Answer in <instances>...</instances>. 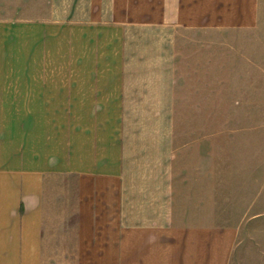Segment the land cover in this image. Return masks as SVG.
I'll list each match as a JSON object with an SVG mask.
<instances>
[{
	"label": "crops",
	"instance_id": "1",
	"mask_svg": "<svg viewBox=\"0 0 264 264\" xmlns=\"http://www.w3.org/2000/svg\"><path fill=\"white\" fill-rule=\"evenodd\" d=\"M175 1L149 65L124 21L0 13V264L230 263L205 119L264 91V0Z\"/></svg>",
	"mask_w": 264,
	"mask_h": 264
},
{
	"label": "rangeland",
	"instance_id": "2",
	"mask_svg": "<svg viewBox=\"0 0 264 264\" xmlns=\"http://www.w3.org/2000/svg\"><path fill=\"white\" fill-rule=\"evenodd\" d=\"M165 1L168 0H12L11 5H0L1 11L4 9L0 13L7 10V14L11 13L19 19L38 15L47 17L53 12L63 16L71 10L81 20L100 18L124 21L129 27L128 35L133 38V65H149V50L156 46V35L169 37L172 31L171 28L166 31L164 27ZM171 4L169 23L171 16L175 19L180 12L174 6L171 14ZM166 37L160 38V41H165ZM205 66L207 69L211 67ZM207 69L206 73L212 72ZM254 83L233 87L232 94L238 100L243 98L244 89H247L246 97L252 101L247 104L249 108L244 110L243 106H239L231 117H224L228 110L226 101L219 108L222 116H206L205 119L206 126L220 128L229 125L238 129L234 140L229 138L230 134L221 136V221L240 226L229 264H264V91ZM226 92L224 95L222 91V96H227L229 91ZM205 94L206 98H211L212 84L205 86Z\"/></svg>",
	"mask_w": 264,
	"mask_h": 264
}]
</instances>
